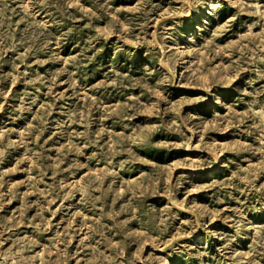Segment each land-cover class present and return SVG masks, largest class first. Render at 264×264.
<instances>
[{"label": "rangeland", "instance_id": "1", "mask_svg": "<svg viewBox=\"0 0 264 264\" xmlns=\"http://www.w3.org/2000/svg\"><path fill=\"white\" fill-rule=\"evenodd\" d=\"M0 264H264V0H0Z\"/></svg>", "mask_w": 264, "mask_h": 264}, {"label": "bare ground", "instance_id": "2", "mask_svg": "<svg viewBox=\"0 0 264 264\" xmlns=\"http://www.w3.org/2000/svg\"><path fill=\"white\" fill-rule=\"evenodd\" d=\"M212 5H213L212 3H208L206 10L200 13V17L198 19H195V24H200L202 21H204V18L206 16V13H209V10L208 9H212ZM214 171L217 172L218 171V167H215L211 171L210 174L213 175L215 173Z\"/></svg>", "mask_w": 264, "mask_h": 264}]
</instances>
